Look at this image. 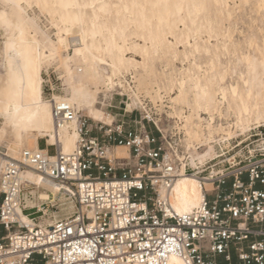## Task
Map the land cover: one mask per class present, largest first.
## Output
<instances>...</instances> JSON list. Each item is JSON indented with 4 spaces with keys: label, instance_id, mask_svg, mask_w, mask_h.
<instances>
[{
    "label": "built area",
    "instance_id": "obj_1",
    "mask_svg": "<svg viewBox=\"0 0 264 264\" xmlns=\"http://www.w3.org/2000/svg\"><path fill=\"white\" fill-rule=\"evenodd\" d=\"M124 111L140 113L134 128L91 121L72 102L53 99L55 127L77 126L72 151L46 137L44 148L18 157L0 151V264H167L172 256L185 264H264V127L223 135L212 141L214 155L202 157L201 144H189L172 118ZM29 169L71 201L67 216L37 215L40 191L55 194L26 179ZM182 176L196 178L203 194L186 213L172 204Z\"/></svg>",
    "mask_w": 264,
    "mask_h": 264
},
{
    "label": "rangeland",
    "instance_id": "obj_2",
    "mask_svg": "<svg viewBox=\"0 0 264 264\" xmlns=\"http://www.w3.org/2000/svg\"><path fill=\"white\" fill-rule=\"evenodd\" d=\"M17 1L11 0L14 6L9 7L5 6L7 0H0V10L8 12L12 7L17 8L29 24V39L35 38L49 48H53L52 42L58 45L59 37L65 34L63 18L67 13L68 0H20L19 5ZM106 1L110 14L96 21L95 27L88 21L83 28L95 33L90 35L89 41L93 39L104 48L103 57L107 62H116L121 56L116 75L110 80L111 67L91 66L74 49L67 50L63 45L62 55L67 58L72 77L69 78L59 58H45L41 70L45 100L71 97V87L82 81L93 93L91 100L81 105L74 103L83 117L106 123L107 120H98L102 115L110 116L113 126L125 122L124 127L134 128L136 124L132 120H138L140 113L129 114L124 110L127 106H136L142 115L149 112L156 118H172L171 121H176L181 129H186L189 144H201L203 149L199 152L202 154L206 153L209 145H216L212 144L213 140L217 143L223 135L235 138L241 132L264 127V69L260 72L261 83L258 85L254 70L244 59V56H249L252 62L262 60L264 9L256 10L254 0H189L205 6L185 7L180 12L174 11L171 16L160 9L131 6L140 0ZM78 2L83 10L91 8V0ZM36 4L42 6L37 8ZM73 31L76 33L77 28ZM4 37L0 25V75L4 73V65L1 64ZM188 42L197 49L193 55L186 56L184 51L189 52L191 48ZM218 74L224 75L223 80ZM209 78L212 80L207 81ZM183 81L185 89L181 91ZM198 83L208 84V106L204 100L200 105L197 103L201 98L200 89L196 87ZM237 83L239 94L247 86L252 87L248 99L251 103H258L259 120L253 117L248 124L238 123L236 110L228 103L229 88ZM221 87L228 89L226 98ZM12 138L10 127L5 126L4 118H0V151L9 152ZM41 138H38L40 148H44ZM260 142L261 139L253 145ZM74 144L75 141L70 148ZM24 148L36 149L31 138L26 139L21 150ZM49 151L54 153L53 148ZM118 151L125 155L126 148L121 147ZM29 190L34 189L30 186ZM27 203L32 205L35 201L27 198ZM37 205V215L47 222L62 219L72 210L71 201L56 194L39 200Z\"/></svg>",
    "mask_w": 264,
    "mask_h": 264
},
{
    "label": "bare ground",
    "instance_id": "obj_3",
    "mask_svg": "<svg viewBox=\"0 0 264 264\" xmlns=\"http://www.w3.org/2000/svg\"><path fill=\"white\" fill-rule=\"evenodd\" d=\"M19 1H17L18 5ZM241 1L249 2L250 0ZM90 4L91 8L89 10H83L78 0L67 1V13L63 18V22L66 24L65 34L59 37L58 45L52 42L53 48L42 46L35 38L29 39V24L26 17L17 8L12 7L8 12L0 10V17H2L0 18V25L5 33V40H3L1 47V57L3 59L1 64L4 65V73L0 75V118H4L5 126L10 127L13 134V138L8 145V153L11 156L18 157L21 148L26 144L27 138L32 139V144L36 149H41L38 147L39 137H47L49 144L60 145L65 152L72 151L76 145L78 139L77 126H74L73 130H68L66 127L57 129L52 115V100L49 101L43 98L44 79L41 70L45 58H50V60L59 58L62 65L66 67L67 75L71 78L72 69L66 64L67 58L62 55L64 45L67 50L74 49L91 66L111 67L110 80L116 75L122 62L121 56H118L116 62H107L103 57L104 48L97 45L93 39L89 41L90 35L93 36L95 33L89 28H83V25L88 21L95 27L96 21L108 16L110 14L108 3L106 0H91ZM74 5L76 8H72ZM254 8L258 11L264 9L261 6V0H254ZM74 28H77L76 33L73 31ZM189 45L191 47L189 52L184 51L186 56L193 55L195 49H197L195 45L190 43ZM260 54L262 55L261 62H252L249 56H244L249 64L248 66L254 70L258 85L261 83L260 72L264 69V48L260 50ZM9 60H11L10 69L13 74L11 84H9ZM211 63L213 64V61ZM198 68H201L200 65H198ZM218 75L223 80L224 75ZM211 80L212 78L207 79V81ZM207 86L208 84H196V87L200 89L199 95L201 98L197 101L199 105L201 100H204L206 106L210 105ZM251 88L247 86L241 94H239L238 83L232 84L229 88L231 94L228 103L230 107L235 108L238 123L248 124L253 117H256V120L260 119L261 114L258 103H251L248 99ZM184 89L185 83L183 81L181 91ZM221 90L224 98H226L228 89L221 87ZM92 96V91L86 87L85 83L78 81L71 87V97H54V100H68L73 104L77 102L78 105H81L91 100ZM106 120L108 121L106 123L112 122L110 116L105 117L103 115L102 119L98 121ZM74 141L73 148H70ZM214 153V146L209 145L202 157H212ZM1 162L2 158L0 156V164ZM25 178L50 189L54 194L56 193L57 187L45 181L39 173L32 169L26 172ZM39 196L41 199L50 198L49 193L44 191L40 192ZM202 197L199 181L191 176H182L173 187L172 204L178 213H186L195 208ZM167 264H185V262L178 256H172Z\"/></svg>",
    "mask_w": 264,
    "mask_h": 264
},
{
    "label": "snow or ice",
    "instance_id": "obj_4",
    "mask_svg": "<svg viewBox=\"0 0 264 264\" xmlns=\"http://www.w3.org/2000/svg\"><path fill=\"white\" fill-rule=\"evenodd\" d=\"M5 6H14L11 4V0H7ZM32 7V5H29ZM42 5L36 4L35 7L40 8ZM133 8H143V9H153L162 10V13H167V15L171 16L175 12L182 11L185 7H204L203 4H196L193 2H189V0H140V2L133 3L131 5ZM261 6L264 7V0H261ZM2 18V17H0ZM163 22V21H162ZM9 64V84L12 83L13 74L11 73V60L8 62ZM264 86V85H262Z\"/></svg>",
    "mask_w": 264,
    "mask_h": 264
},
{
    "label": "crops",
    "instance_id": "obj_5",
    "mask_svg": "<svg viewBox=\"0 0 264 264\" xmlns=\"http://www.w3.org/2000/svg\"><path fill=\"white\" fill-rule=\"evenodd\" d=\"M38 147H39V141H38ZM40 148V147H39Z\"/></svg>",
    "mask_w": 264,
    "mask_h": 264
}]
</instances>
